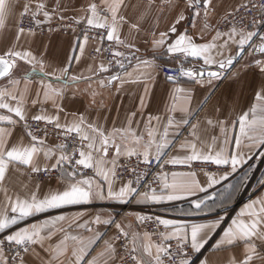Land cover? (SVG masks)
Listing matches in <instances>:
<instances>
[{
	"label": "crops",
	"instance_id": "1",
	"mask_svg": "<svg viewBox=\"0 0 264 264\" xmlns=\"http://www.w3.org/2000/svg\"><path fill=\"white\" fill-rule=\"evenodd\" d=\"M247 1L211 0L210 4L204 5L203 0H199L200 14L195 16L194 8L187 6V0H123L118 13V18L123 17V22L118 27L122 43L113 41L136 53L140 60L118 75V79L113 80L114 75L100 54L91 55L92 51L98 52L99 40L87 37L85 41L84 35L63 29L53 30L47 35L28 30L18 32L20 13L23 12L25 4L29 5V12L37 13L34 16L40 23L51 24L59 21L87 23L91 17L90 5L95 3L98 11L97 22L102 23L103 21L99 20L100 16L105 15L102 0H10L12 6L6 13L3 27L0 28V56L9 58L6 55L9 50L31 52L35 57L33 64L36 68L39 69V62H42L44 72L54 75L45 76L39 71H32L33 65L17 59L16 67L9 76L0 78V90L17 97V100H12L11 96L7 95L3 98V102L12 107L17 106L25 84L28 86V92L23 97V121L7 109H0V116H12L17 121L15 125L0 121V127L11 133L7 137V149L32 145L31 137L27 135V130L21 127V123L37 115L52 117L55 123V118L58 117L62 126L70 125L74 121L79 123V118L83 117L82 127L85 130L87 125H92L110 135L115 142L109 143L107 156L104 157L103 171L108 176L107 180L99 175L95 168L91 169L92 174H82L76 178H92L95 182L94 188L95 184H99L105 198L94 196L88 202L35 212L18 219L9 229L0 231V236L6 239L7 235L21 229L31 228L33 225L43 226L40 230L42 239L29 245L28 251L21 257L23 264H89L94 258L97 264H120L116 235L121 229L128 233L132 244L133 236H136V246L147 243L159 245L152 235L142 231L140 227L139 217L146 218L153 212L162 220H172L189 226L221 221L219 227L211 232L204 248L197 252L196 264H202L205 258H208L209 264H228L230 257H235L237 261L243 258L246 244L242 240H238L234 245L223 246L219 250H216L214 245L234 219L248 223L254 218L251 214H259L260 208L264 207V145L254 142L258 139V129L246 128L247 135H242L238 124L239 118L245 113L249 114V120L253 118L251 108L257 109L256 116L259 117V109L264 107V100L257 99V93L264 95V71L255 63L257 60L264 61V53L256 52L260 42L255 41L253 37V40L245 45L242 57L233 66L221 69L219 62L226 61L229 57L237 59L240 52L238 44L228 40L227 35L215 40L217 47L210 50L212 62L208 64L204 63L203 57L169 52L167 48L180 34L191 37L196 44L213 42L221 19ZM196 2L197 0H192L193 4ZM38 5H43V8H38ZM45 12L49 14L48 17L44 15ZM181 13L185 18L177 23ZM108 22L111 23L110 14ZM205 22L210 27L205 28ZM133 24L136 25L135 28L131 27ZM173 25L176 27L175 33L170 31ZM239 32L240 30H237V33ZM161 33L167 34L165 43L154 48V41L160 38ZM236 39H239L238 35ZM144 61L150 63L146 64ZM101 65L107 70H102ZM165 66L181 67L194 72L215 70L220 75L213 78L185 76L182 80L169 79V76L162 72ZM62 68L68 69L66 74L59 71ZM11 80H18L20 83L14 86L10 83ZM49 83L52 89L57 91L49 92V98L45 99L44 93ZM184 120L188 123H184ZM165 130L168 132L169 143L162 150L160 160L165 159L175 166L191 164L194 161L175 164L170 161L174 158L183 160L190 155L189 144L195 143L197 150L204 155L223 150L228 156H237L241 162L234 170L231 163L218 165L223 170L213 173L164 170L160 174V182L152 190L136 191L123 199L108 198L109 184L113 192H119L130 182L117 179V162L136 155L144 157V148L152 140H155V143L151 144L149 157H156V145L161 142ZM133 134L141 138L139 143L135 141ZM236 139L240 140L239 148L235 145ZM116 145L120 146L119 155ZM59 146L56 140L46 139L43 146L37 147H43L45 151L51 149L53 155L46 157L44 151H41L34 157V164L41 171L60 169L57 178L40 180L36 176L37 172H33L30 166L20 163L9 165L7 178L0 185V208L6 202L3 189H7V195L13 201L17 196L25 199L33 193L38 199H43L50 192L64 190L71 182L67 173L72 170L63 164L57 168L52 167L61 154ZM99 146L97 143V147ZM63 151L66 154V151ZM129 151L134 154L128 155ZM174 173L195 175L174 177ZM174 180L177 183H191L194 180L195 183L191 192L178 193L179 199L154 201L143 197V193H148L150 197L153 190L157 196L166 197L172 190L164 185L166 182L170 185ZM254 184L258 185L255 192L239 203L247 188ZM201 201L200 207L197 208L196 204ZM250 204L251 208L248 207ZM61 216L65 219L58 220ZM97 217L100 218V223H96ZM45 222H48L46 226ZM165 229V237H169L168 240L179 241L171 236L175 230L172 225H165ZM97 235L100 239L89 244ZM106 242L112 244L114 251H104ZM254 243L259 256L264 257V243L258 239L254 240ZM65 247L66 252L54 259ZM85 247L84 258L77 261L74 253ZM136 251L140 256L139 247ZM2 252L9 260V253L3 248ZM101 253L104 254L100 255ZM252 264H264V261L254 257Z\"/></svg>",
	"mask_w": 264,
	"mask_h": 264
},
{
	"label": "snow or ice",
	"instance_id": "2",
	"mask_svg": "<svg viewBox=\"0 0 264 264\" xmlns=\"http://www.w3.org/2000/svg\"><path fill=\"white\" fill-rule=\"evenodd\" d=\"M123 0H102V3L104 4L105 15L100 16L99 20H102L103 22H97L98 17V11H97V5L95 3L90 5V11H91V17L88 18L87 23L89 25H95L98 28H108L107 31V39L109 41H120V37L118 35V27L123 22V17L118 18V13L120 6L122 4ZM211 0H203L204 5L210 4ZM10 0H0V28L4 25V20L6 13L9 11L11 7ZM187 6L194 8V15L199 16V8L200 3L199 0L195 4L192 3V0H187ZM38 8H43V5H38ZM242 7L247 8V5H242ZM262 9V15H264V5L260 6ZM29 12V5H24L23 12L20 13L21 17L28 14ZM37 13H33V15H36ZM108 14L111 15V23L108 22ZM46 17L49 16L47 12L44 13ZM205 15H207V9L205 8ZM50 18V17H49ZM185 17L181 13L178 16L177 23H179L180 20H183ZM39 23V22H37ZM131 27L135 28L136 25L133 24ZM210 27L207 22H205V28ZM171 32H176V27L173 25L170 29ZM19 33H23L24 29L19 28ZM166 33H161L160 38L156 41H154V48H158L162 46L165 43V37ZM227 35L228 40H233L235 43L239 46V51L243 52L245 50V45H248L252 40L253 37L257 36V32L255 31H249L244 32L241 30L239 33H237V30L235 27L231 29L229 33H221L217 31L216 37L213 38V42L205 43V44H196L191 37L187 36L186 34H180L174 43L169 44L167 50L169 52H180V53H186L192 57H203L204 63L208 64L211 63L212 60L210 58V50L215 49L217 47L215 40L219 39L221 36ZM239 36V39H236V36ZM18 38V37H17ZM261 41H264V37H260ZM85 41H87V36H85ZM227 40L225 41V46H227ZM129 47H132V45H128ZM260 53H264V42H262L257 49ZM99 51V50H98ZM138 51V49H137ZM83 52V47H81V53ZM9 58H5L4 56H0V78H4L9 76L11 71L16 67V61L17 59L26 61L28 64L33 65L32 71H39L42 75L49 76L54 75V73H45L44 72V65L42 62L40 63L39 69L36 68L35 64H33V61L35 60V57L32 55L31 52L27 51H12L9 50V52L6 54ZM117 56L123 55V53H115ZM235 57H229L226 61L219 62V67L221 69H225L226 67L233 66ZM144 63H150L149 61H144ZM255 63L259 66H261V70L264 71V61H255ZM102 70H107L103 68V65H101ZM62 73H67V68L59 69ZM183 75L189 76V77H200L203 78L202 72H193L190 69L184 70L183 68L180 69ZM220 73L218 72H209L208 77H219ZM59 79V77H57ZM113 80L118 79L117 76L112 77ZM169 79H176V77H169ZM10 83H12L14 86H18L20 81L18 80H11ZM42 83V81H41ZM57 90L52 89L51 83L47 85V88L45 90V99L49 98V92H56ZM177 91H183L182 89H177ZM28 92V86L25 84L24 90L20 93V99L17 102V106L12 107L8 103L3 102V98L7 96H11L12 100H17V97L13 95L10 92H6L5 90H0V109H7L9 113H14L16 117H18L21 121L25 119V113L23 108V97ZM39 95V93H37ZM257 99L264 100V95H261L260 93H257ZM261 115L259 117L256 116L257 109L255 107L250 109V112L253 114V118L249 120L248 113H245L242 115L239 120V129L240 133L242 135H247L246 128L248 129H258V139H256L254 142L259 143L260 145H264V107H261L259 109ZM36 121L46 120L49 123L53 122L52 117L43 116V115H37L33 117ZM56 123L55 127L60 129L63 128L64 135L66 137L70 136L71 134L75 133L76 138L79 139L81 142V148L78 151V159L73 160L72 156L66 155L64 153V149H66L67 145H60L59 148L61 149V154L59 155L58 159L56 160L55 164L52 165L53 168L60 167L62 164L67 163L69 165H75L77 167H73V170L69 173H67V176L69 178V182L63 191H56V192H50L48 195H46L43 199H38L33 193L29 198L21 199L20 197H16L15 200L11 197H8L7 195V189H3L4 195H5V204L2 208H0V231H4L6 229H9L11 225H14L17 223L18 219H21L26 216H30L35 212H42L49 208H59L64 205H73V204H80L84 202L90 201L94 196H99L101 199L105 198L103 195V192L100 190V185L95 184L94 188V180L92 178H86V179H76L77 176L82 175L78 171V167L82 166L83 168L92 169L95 168L98 170V174L102 175L105 180L108 179L107 174L103 171V165L105 164L104 157L107 156L108 153V145L109 143H115L114 140L111 139L110 135H106L101 129L94 127L92 125H87V130H85L83 125V117L79 118V123H76L75 121L70 125H61L58 121L59 118H55ZM0 121H7L9 124L15 125L17 123L16 120L12 118V116H0ZM184 123H188L187 120L183 121ZM171 124V121L169 122ZM208 123H211V121H208ZM235 127V126H233ZM193 128H195V125H193ZM11 133L3 128L0 127V185H2L6 178L7 173L9 170V165L12 163H20L25 166H30L31 170L33 172H39L41 169L37 167L34 164V157L41 151H44V154L46 157H50L53 155L52 150H44L43 147H37V145L43 146L44 141L42 139H39L37 136L32 135L31 132H28L27 135L31 137L32 145L30 147H16L13 146L11 149H7V137L10 136ZM151 136L152 133H149ZM168 132L167 130L163 133V138L160 143L156 145V158L159 159L160 155L162 154V150L168 146V140H167ZM193 136H195V133L193 132ZM133 137L137 143L140 142V137L135 136L133 134ZM84 141H87V145L85 146L83 144ZM227 143V141H225ZM97 143H99V147H97ZM155 143V140H152L149 142V144L144 148L143 156H144V162L150 163L149 156L151 148V144ZM235 145L237 148H239L240 140L236 139ZM85 147L87 148V151H85ZM116 152L117 155L120 154V146L116 145ZM189 147L191 148V154L187 155L183 160L181 159H172L171 163H189L192 161H212L216 165H226L231 163L233 170L235 169L236 165L240 163L241 161L237 158V156H228L225 154L223 150L215 152V154H208L204 155L200 153L197 150V145L195 143H190ZM94 153L96 155H94ZM75 151L73 152V155H75ZM134 154L133 151H129L128 155ZM113 168L115 166V162H112ZM46 170V169H45ZM114 174V172H113ZM176 175L181 176H192L194 177V173H182V174H173L175 177ZM195 183L193 180L191 183L189 182H180L177 183L174 182L172 184L165 183V188H170L172 190V193L165 196H157L155 194V190H153L152 195L149 197L148 193H143V197L145 199H151V200H175L179 199L178 193L181 192H191L192 186ZM137 190L132 186V182H129L127 186L122 187L119 192H113L111 189V185L109 184L108 189V198L113 199H123L127 196H130L131 194L135 193ZM200 203L198 202L196 204L197 208L200 207ZM255 203V202H254ZM249 208L252 207V205H248ZM9 213L18 214V215H9ZM261 214H264V207L260 208V213H252L251 215L254 217L250 220V222L245 223L243 220L234 219L232 221V224L223 232V236L215 242L214 248L216 250H219L223 246L227 245H234L238 240L244 241L246 244V248L244 249V252L242 253L243 258L240 261H237L235 257H230L228 264H252L254 257L261 259L264 261V257H260L257 253L256 246L254 243V240L258 239L262 243H264V216ZM58 220H63L65 217L61 216L57 218ZM140 220L145 219V217H139ZM100 218H96V223H100ZM111 221H105V223H110ZM220 220L211 221L207 223H200V224H192V225H185V224H178L175 221L172 220H162L161 223L164 225H172L174 227V232L171 234V236L176 237L183 247L190 246L192 250L195 252H200L202 248H204L205 244H207L208 239L210 238L211 232L219 227ZM48 222H45V226ZM43 226H37L33 225L31 228H24L19 231L14 232L13 234L6 236V241L10 243H14L18 246H25L30 245L34 243H38L42 237L40 236V230ZM119 228L120 226L117 225ZM189 227H190V233H189ZM121 231H123L121 229ZM125 236L128 235L127 232L124 233ZM147 235V234H146ZM169 237H165V239H168ZM72 239H76V237H72ZM96 239H100V236L97 235L93 240L89 241V244L94 243ZM136 236H133V251L137 250V247L141 250L140 256H132L131 258L136 261V264H164V261L162 260V254L163 255H169V248L168 247H161L160 245H153L151 243L142 244L139 246L135 245ZM5 240H0V264H9L8 258H5L3 256L2 252V246L6 242ZM170 247V246H169ZM66 247L64 249H61L57 253L58 258L59 255H63L64 252H66ZM24 252L28 251V247L23 248ZM105 252H111L114 251L113 246L111 243L106 242V248L104 250ZM86 254V247L81 248L78 253H74L76 256L77 261H80L84 258V255ZM104 253H101L100 255H103ZM17 256H19V253H17ZM143 257V258H141ZM21 264H23V260L21 258ZM50 264V262H49ZM89 264H97L96 259L94 258L92 261L89 262ZM169 264H171V260H169ZM180 264H190V262L187 259H182L180 261ZM202 264H209L208 258H205L202 261Z\"/></svg>",
	"mask_w": 264,
	"mask_h": 264
},
{
	"label": "built area",
	"instance_id": "3",
	"mask_svg": "<svg viewBox=\"0 0 264 264\" xmlns=\"http://www.w3.org/2000/svg\"><path fill=\"white\" fill-rule=\"evenodd\" d=\"M247 5V8L242 7ZM234 10L227 13L217 26V31L225 32L231 30L233 27L236 30H243L244 32L255 31L257 36L254 37L255 41H261L260 37H264V15H262L261 5H264V0H248L245 4H242ZM18 28L24 30H31L38 33L47 34L53 30L63 29L72 30L80 33L81 35L94 38L100 41L99 51H92V56H97L104 59L107 63L108 69L112 72V75L118 76L127 70L129 67L139 62L140 57L122 47L115 41H109L107 39L108 28H98L96 26L89 25L86 22H71V21H59L50 25H41L37 23L36 19L31 14H26L20 17ZM123 53L121 56L115 55V53ZM181 67H169L165 66L162 72L169 77H176L177 80H182L185 75L180 71ZM21 127L31 132L32 135L37 136L39 139L45 141L46 139H54L59 145H67L64 149L67 155L72 156V159H78V151L81 148V142L76 138V134L73 133L66 137L62 128L55 127V122L49 123L46 120L36 121L34 119L27 120L21 123ZM86 146V141L83 142ZM86 149V147H85ZM84 149V150H85ZM75 151V155L73 152ZM150 163L144 162V157L140 155L132 156L126 159H122L117 162L116 177L118 180H127L132 182L133 186L138 192L152 190L160 181V174L164 170L181 169L190 172H220L222 167L214 164L213 162L194 161L191 164L183 166H175L167 162L165 159H157L156 157H149ZM67 165L71 170L75 165ZM78 171L82 174H92V170L88 168L78 167ZM60 174V169H46L36 173V176L40 180L57 178ZM161 217L153 212L145 219L140 221V227L142 231L150 234L155 239L156 243L162 247L169 248V255L162 254V260L164 264H180L182 259H187L190 264L198 259V253L191 249L190 246L183 247L180 241L165 239V225L161 223ZM125 232L120 231L117 233L116 238L119 246L118 254L120 264H136L132 256H138L137 251H133V244L129 235L125 236ZM0 240H5L3 236H0ZM29 247V245L18 246L14 243L5 242L2 246L4 250L11 253L10 263H18L21 257L24 255L23 248ZM170 246V247H169ZM19 253V256H17Z\"/></svg>",
	"mask_w": 264,
	"mask_h": 264
},
{
	"label": "rangeland",
	"instance_id": "4",
	"mask_svg": "<svg viewBox=\"0 0 264 264\" xmlns=\"http://www.w3.org/2000/svg\"><path fill=\"white\" fill-rule=\"evenodd\" d=\"M29 14H31L35 19H36V21L37 22H39L38 20H37V18L31 13V12H28ZM55 23V22H54ZM39 24H41V25H50L49 23L48 24H46V23H40L39 22ZM51 24H53V23H51ZM28 31H31V30H28ZM33 32H35V31H33ZM51 32H53V31H51ZM51 32H49V33H47V34H50ZM38 33V32H37ZM40 34H43V33H40ZM47 34H43V35H47ZM254 179V178H253ZM253 179H252V181H253ZM251 181V183H253ZM250 183V184H251ZM256 186H258L257 184H254V186L252 185H250L248 188H247V191H246V193L244 194V196L242 197V199L239 201L240 203L241 202H243L244 200H245V198H246V196H251L254 192H255V188H256ZM239 204V203H238ZM237 204V205H238ZM4 250V249H3ZM7 253H9V255H11V253L10 252H8L7 250H5ZM21 260V259H20ZM20 262V261H19ZM19 262L18 263H15V264H19ZM119 262H120V260H119ZM196 262H197V260H195L192 264H196ZM9 263H10V259H9Z\"/></svg>",
	"mask_w": 264,
	"mask_h": 264
},
{
	"label": "water",
	"instance_id": "5",
	"mask_svg": "<svg viewBox=\"0 0 264 264\" xmlns=\"http://www.w3.org/2000/svg\"><path fill=\"white\" fill-rule=\"evenodd\" d=\"M259 46V45H258ZM258 46H257V48H258ZM256 52L257 53H260L258 50H256ZM243 53H244V51L243 52H239V54H238V58L237 59H234V63L233 64H235L236 63V61H238L241 57H242V55H243ZM191 71H193V70H191ZM194 72V71H193ZM200 72H202L203 73V76H208V73L209 72H217V71H215V70H207V71H200ZM219 73V72H218ZM240 203V202H239Z\"/></svg>",
	"mask_w": 264,
	"mask_h": 264
}]
</instances>
